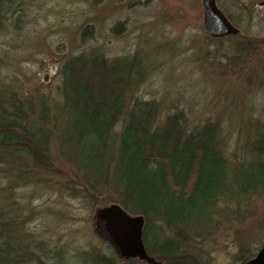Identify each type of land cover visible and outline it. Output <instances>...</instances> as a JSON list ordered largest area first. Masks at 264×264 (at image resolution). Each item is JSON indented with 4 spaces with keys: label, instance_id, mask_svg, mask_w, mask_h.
<instances>
[{
    "label": "trees",
    "instance_id": "trees-1",
    "mask_svg": "<svg viewBox=\"0 0 264 264\" xmlns=\"http://www.w3.org/2000/svg\"><path fill=\"white\" fill-rule=\"evenodd\" d=\"M25 3L0 0L2 33L27 22ZM145 70L136 57L83 49L62 60L61 102L53 105L0 80V264H151L120 258L109 243V253H71L40 239L27 226L34 209L19 188L52 183L143 215L157 264H216L207 243L243 218L241 204L264 195V123L235 141L244 153L229 157L218 122L193 123L184 108L164 113L139 93ZM248 251L242 263L254 256Z\"/></svg>",
    "mask_w": 264,
    "mask_h": 264
},
{
    "label": "rangeland",
    "instance_id": "rangeland-1",
    "mask_svg": "<svg viewBox=\"0 0 264 264\" xmlns=\"http://www.w3.org/2000/svg\"><path fill=\"white\" fill-rule=\"evenodd\" d=\"M24 1L27 22L19 30L0 28V80L22 97L59 104L62 60L100 48L146 67L139 93L158 100L164 113L184 108L193 123L218 122L229 157L244 153L236 140L263 126L264 0H217L241 31L220 38L205 30L202 0ZM19 189L34 209L27 226L40 239L71 253L113 249L94 231L95 211L107 203H88L60 184ZM241 205L243 218L221 226L207 243L216 264H241L248 249L255 255L264 242V195Z\"/></svg>",
    "mask_w": 264,
    "mask_h": 264
},
{
    "label": "water",
    "instance_id": "water-1",
    "mask_svg": "<svg viewBox=\"0 0 264 264\" xmlns=\"http://www.w3.org/2000/svg\"><path fill=\"white\" fill-rule=\"evenodd\" d=\"M202 6L204 26L210 36L221 37L238 33L239 29L217 6L216 0H202ZM144 224L143 215H132L118 203L99 207L94 215L95 232L111 243L119 257H138L148 263L157 264V260L148 254L145 247ZM243 264H264V244L253 258Z\"/></svg>",
    "mask_w": 264,
    "mask_h": 264
}]
</instances>
